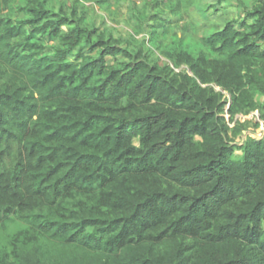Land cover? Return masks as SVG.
Here are the masks:
<instances>
[{
  "label": "trees",
  "instance_id": "1",
  "mask_svg": "<svg viewBox=\"0 0 264 264\" xmlns=\"http://www.w3.org/2000/svg\"><path fill=\"white\" fill-rule=\"evenodd\" d=\"M81 1L0 0V264H264V0Z\"/></svg>",
  "mask_w": 264,
  "mask_h": 264
},
{
  "label": "rangeland",
  "instance_id": "2",
  "mask_svg": "<svg viewBox=\"0 0 264 264\" xmlns=\"http://www.w3.org/2000/svg\"><path fill=\"white\" fill-rule=\"evenodd\" d=\"M216 1L217 0H202V3L216 4ZM72 2L73 0H50V3L56 7L58 5L69 6ZM248 3L249 0H224L216 8V11L213 7H210L206 13L207 18H199L195 8L192 7L189 13L190 16L184 15L176 21L175 31H179L178 29L181 25H188L189 22H191V18H193V22L200 23L199 28L195 31V34L198 36L205 33V31L212 26L221 28L227 20L236 18L242 12L243 6ZM136 6H140V0H109V3L105 5H98L93 1H81V6L78 5L77 10L82 11L87 16L88 21L93 22L100 31L104 30L118 39L122 45H125V42L129 40V35L133 33L132 29L135 21L132 10L136 8ZM164 16L166 18H174V16L170 14ZM147 31V28L145 31H140L136 39L142 40L147 38ZM191 32H193V30H191ZM154 53L157 54V52ZM163 59L164 58L161 57V60ZM253 114V116H251L252 114L247 116L239 115L241 121L244 119L249 120L247 128L240 137L241 139L247 134L253 137L264 136V124L260 122L257 128L254 127L253 122L257 121L258 114L256 112H253ZM240 138H236V141L241 140Z\"/></svg>",
  "mask_w": 264,
  "mask_h": 264
},
{
  "label": "built area",
  "instance_id": "3",
  "mask_svg": "<svg viewBox=\"0 0 264 264\" xmlns=\"http://www.w3.org/2000/svg\"><path fill=\"white\" fill-rule=\"evenodd\" d=\"M256 112V111H255ZM257 113V112H256ZM254 114L252 113V115L251 116H253ZM239 117V116H238ZM239 119H240V117H239ZM257 121H259V119H258V116H257ZM261 122V121H260ZM263 123V122H262ZM264 124V123H263Z\"/></svg>",
  "mask_w": 264,
  "mask_h": 264
}]
</instances>
